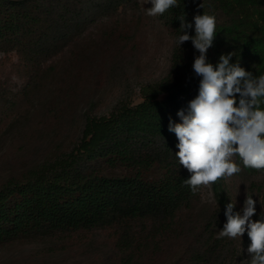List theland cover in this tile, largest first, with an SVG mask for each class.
I'll return each mask as SVG.
<instances>
[{"label": "trees", "instance_id": "1", "mask_svg": "<svg viewBox=\"0 0 264 264\" xmlns=\"http://www.w3.org/2000/svg\"><path fill=\"white\" fill-rule=\"evenodd\" d=\"M177 4L149 16L139 0H0V51L15 52L27 77L3 103L10 111L26 106L27 116L51 118L60 132L50 145H35L22 128L8 140L21 164L0 181V245L107 231L113 264H250L247 230L234 239L218 232L227 222L226 205L236 202L239 212L247 195L256 202L251 219H260L264 169L245 168L234 156L241 171L211 185L214 202L207 205L205 187L193 193L184 185L191 174L180 165L179 141L168 129L170 121L182 122L177 112L187 114L202 79L192 67L199 52L191 40L177 43L179 18L193 24L187 32L194 36L195 15L215 16L209 62L233 53L230 63L259 77L264 0ZM150 18L170 34L168 71L142 86L139 101L121 97L97 113L96 95L108 90V81L116 84L125 46L137 41ZM258 106L264 109V97ZM68 123L79 125V134L65 141Z\"/></svg>", "mask_w": 264, "mask_h": 264}, {"label": "clouds", "instance_id": "2", "mask_svg": "<svg viewBox=\"0 0 264 264\" xmlns=\"http://www.w3.org/2000/svg\"><path fill=\"white\" fill-rule=\"evenodd\" d=\"M150 3L152 7L146 9L149 16L162 15L178 6L177 0ZM199 7L203 8V4ZM179 19L183 34L177 43L180 46L191 40L199 52L192 67L202 79L198 95L189 101L187 114L183 109L177 112L182 122L170 121L168 130L179 141L175 155L180 165L191 174L183 183L195 193L201 186L210 187L223 177L239 173L241 168L233 161L234 156L241 159L245 168L264 169V109L258 106V98L264 97V75L253 76L238 62L230 63L233 53L221 54L215 65L209 62L207 51L213 46L216 33L215 16L195 15L194 36L187 32L193 24ZM255 203L247 195L239 212H234L236 202L228 203L224 212L227 222L218 238H241L247 230L250 264H264V212L253 221Z\"/></svg>", "mask_w": 264, "mask_h": 264}, {"label": "rangeland", "instance_id": "3", "mask_svg": "<svg viewBox=\"0 0 264 264\" xmlns=\"http://www.w3.org/2000/svg\"><path fill=\"white\" fill-rule=\"evenodd\" d=\"M139 2L146 8L152 7L150 0L148 3L147 0ZM171 49L168 30L150 18V24L143 28L137 41L125 46L126 54L121 60L122 70L116 84L108 81V90L96 95V112L109 111L121 97L139 101L142 86L160 79L168 71ZM20 66L15 52L0 51V181L21 164L18 153L16 155V145L8 143L20 128L36 138L31 141L35 145L39 142L50 145L53 137L60 135L51 118L36 113L27 116L26 106L10 111L3 103L2 96L16 93L27 81ZM86 106L84 100L82 110ZM69 126L71 129L66 132L65 141L75 139L79 134V125L68 123L66 128ZM3 133H6V137L2 136ZM26 151L24 154H27ZM259 180L264 184L263 176ZM203 200L207 205L214 202L211 186L204 188ZM109 238L107 231L75 234L66 238H22L0 245V264H97L103 260L113 264L114 250Z\"/></svg>", "mask_w": 264, "mask_h": 264}]
</instances>
